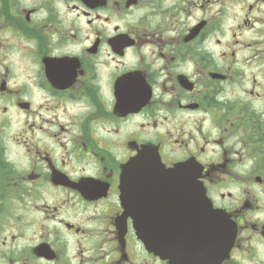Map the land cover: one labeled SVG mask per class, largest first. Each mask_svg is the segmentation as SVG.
<instances>
[{
    "label": "flooded vegetation",
    "instance_id": "af4514ba",
    "mask_svg": "<svg viewBox=\"0 0 264 264\" xmlns=\"http://www.w3.org/2000/svg\"><path fill=\"white\" fill-rule=\"evenodd\" d=\"M149 148L205 190H160L158 252ZM0 264H264V0H0Z\"/></svg>",
    "mask_w": 264,
    "mask_h": 264
},
{
    "label": "water",
    "instance_id": "95a60500",
    "mask_svg": "<svg viewBox=\"0 0 264 264\" xmlns=\"http://www.w3.org/2000/svg\"><path fill=\"white\" fill-rule=\"evenodd\" d=\"M199 170V165L190 161L167 168L151 148L123 166L120 188L124 216L133 217L138 236L151 250L160 251V190L172 188L177 197L201 199Z\"/></svg>",
    "mask_w": 264,
    "mask_h": 264
}]
</instances>
